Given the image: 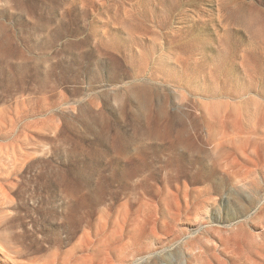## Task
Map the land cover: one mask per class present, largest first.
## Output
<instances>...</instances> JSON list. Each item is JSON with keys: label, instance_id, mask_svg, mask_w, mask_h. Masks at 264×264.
Wrapping results in <instances>:
<instances>
[{"label": "rangeland", "instance_id": "rangeland-1", "mask_svg": "<svg viewBox=\"0 0 264 264\" xmlns=\"http://www.w3.org/2000/svg\"><path fill=\"white\" fill-rule=\"evenodd\" d=\"M0 264H264V0H0Z\"/></svg>", "mask_w": 264, "mask_h": 264}]
</instances>
